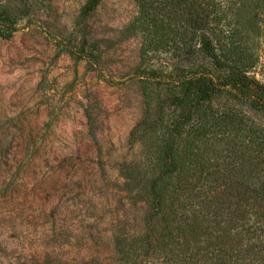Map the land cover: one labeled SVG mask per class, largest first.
<instances>
[{
    "label": "rangeland",
    "instance_id": "1",
    "mask_svg": "<svg viewBox=\"0 0 264 264\" xmlns=\"http://www.w3.org/2000/svg\"><path fill=\"white\" fill-rule=\"evenodd\" d=\"M86 1L53 0L0 37V264H120L115 237L148 230L123 176L151 162L178 60L133 27L137 0H103L83 17ZM144 70L168 78L144 81ZM226 143L223 174L243 158L230 161Z\"/></svg>",
    "mask_w": 264,
    "mask_h": 264
},
{
    "label": "trees",
    "instance_id": "2",
    "mask_svg": "<svg viewBox=\"0 0 264 264\" xmlns=\"http://www.w3.org/2000/svg\"><path fill=\"white\" fill-rule=\"evenodd\" d=\"M52 1L0 0V37H13L21 20ZM102 1L87 0L83 17ZM137 2L133 27L178 63L168 79L143 71L144 81L158 75L171 87L150 128L151 162L123 176L126 191L147 206L148 230L115 237L120 264H194L201 251L199 264H264V0ZM225 139L230 161L243 158L223 174L216 149Z\"/></svg>",
    "mask_w": 264,
    "mask_h": 264
}]
</instances>
